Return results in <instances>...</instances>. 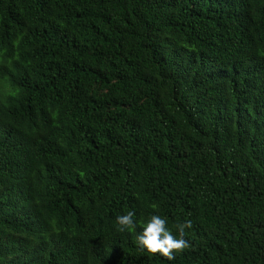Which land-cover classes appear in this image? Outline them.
<instances>
[{"label": "trees", "instance_id": "1", "mask_svg": "<svg viewBox=\"0 0 264 264\" xmlns=\"http://www.w3.org/2000/svg\"><path fill=\"white\" fill-rule=\"evenodd\" d=\"M0 264H264V0H0Z\"/></svg>", "mask_w": 264, "mask_h": 264}, {"label": "clouds", "instance_id": "2", "mask_svg": "<svg viewBox=\"0 0 264 264\" xmlns=\"http://www.w3.org/2000/svg\"><path fill=\"white\" fill-rule=\"evenodd\" d=\"M135 213L129 211L125 215L117 217V231L134 233L137 224L134 220ZM192 221L186 220L184 223L175 225L179 232L177 238L173 232L167 227L166 219L159 215H152L143 231L136 236L137 245L152 255H161L168 261L176 259V254L183 253L190 247L189 242L184 238L185 229L192 228Z\"/></svg>", "mask_w": 264, "mask_h": 264}]
</instances>
